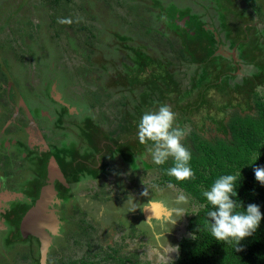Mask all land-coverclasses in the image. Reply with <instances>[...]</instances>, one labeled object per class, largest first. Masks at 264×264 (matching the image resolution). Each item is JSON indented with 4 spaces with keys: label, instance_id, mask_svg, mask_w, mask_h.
<instances>
[{
    "label": "trees",
    "instance_id": "obj_1",
    "mask_svg": "<svg viewBox=\"0 0 264 264\" xmlns=\"http://www.w3.org/2000/svg\"><path fill=\"white\" fill-rule=\"evenodd\" d=\"M198 1L225 28H239L238 10H247L240 41L249 38L247 22L258 24L254 29L263 25V14L257 18L251 13L261 0H220L222 5ZM171 7L156 0H0V130L15 106L24 104L46 145L49 164L66 168L62 180L67 191L56 186L48 204L57 207L54 238L61 245L46 264H153L149 240L155 244L162 235L149 224L170 220L168 203L181 192L189 201L182 206L184 229L179 238H170L178 251L159 264H264V218L239 244L216 241L207 216L215 209L202 195L220 176L237 175V195L232 197L236 211L256 204L264 216V185L254 174L255 167L264 166V83L251 91V114L232 115L227 121L229 136L209 139L200 133L194 119L205 104L200 96L205 87L188 70L197 55L195 29L184 16L174 15L181 9ZM260 8L264 10L263 3ZM61 19L71 22L59 23ZM152 59L176 70L175 76L169 71V78L178 85L177 93L162 96L150 79L138 85L128 82L127 74L138 61ZM241 69L236 64L234 73L219 70L217 80ZM160 105L170 106L179 114L178 126L190 130L182 143L191 152L192 179L177 181L167 175L171 158L163 165L146 159L149 145L139 142L137 125L145 111ZM7 137L0 132V147ZM41 164L42 159L35 173ZM145 190L147 196L142 195ZM30 195L24 205L33 204L37 194ZM100 205L105 214L99 215ZM1 212L0 219L11 222L7 232L0 231V264H6L8 238L18 228L10 219L15 215Z\"/></svg>",
    "mask_w": 264,
    "mask_h": 264
},
{
    "label": "rangeland",
    "instance_id": "obj_2",
    "mask_svg": "<svg viewBox=\"0 0 264 264\" xmlns=\"http://www.w3.org/2000/svg\"><path fill=\"white\" fill-rule=\"evenodd\" d=\"M132 1L135 2L136 0ZM156 2L160 5L168 3L172 4L171 10L181 9L183 11L182 16H184V13H187L192 18L191 23L197 26L195 27L196 33H194V39H196L194 47L197 55L192 56V63H194V66L192 65V67L188 70L189 72H194V75L196 73L197 77L193 75L194 81L198 78V81H201L204 85L205 90L202 91L200 96L205 104L203 105L202 110H199L200 115L197 113L195 114L194 121L198 130H200V133H203L209 139L218 135L229 136L227 121L232 115L251 114L252 104L250 102V97L253 96L251 91H253V87L258 89L262 87V83H264V10L260 8V6L262 7V3L264 6V0H261L258 3L257 10H252L251 12L256 14L255 17L257 18L258 15L263 14L260 17V21L263 22V25L259 24L261 25L259 26L261 28L254 29L253 27L256 24L250 26L247 22L248 26L245 30L249 32V38L244 41L240 40L243 39L242 37L245 35L242 28L245 26L244 15L247 10L244 12L241 9L238 10L237 19L239 20L240 26L235 29L230 25H227V28H225V24L223 26L222 23L213 21L209 14L204 11L201 1L156 0ZM217 4L222 5L223 3L222 1L217 0ZM217 17L220 18V16ZM109 21H111V19ZM112 22L114 21L112 20ZM98 24L100 27L103 26L102 23ZM223 28L225 29L223 30ZM256 28H258V24L256 25ZM123 33L125 34L126 32ZM115 51L116 50H113L112 53L117 54ZM105 56L108 59L113 57L111 54H106ZM201 60L202 62L199 63L198 61ZM115 62L117 63L114 59L112 63L115 64ZM159 63L162 64L159 66ZM229 63L232 64L228 66ZM236 64L242 69L238 70L232 76L230 74H224L219 77V80H217L216 74L220 73L219 70L225 69V71H231L232 67ZM177 68L178 67H175L174 69ZM179 68L182 71L187 70L183 66H180ZM172 69L170 64L158 62L157 59L146 60L145 64L138 61L134 66L132 73L127 74V79L130 83L135 82V85L150 79V81L155 84L154 86L158 87V90H161L162 96L170 97L171 95H174V93H177L175 92L176 89L174 87L178 86L169 78V74H171L169 71ZM172 74L175 76L176 70H172ZM155 77L162 79L163 81H156ZM197 87L198 86L195 85L193 90H196ZM202 111L204 113H202ZM178 117L179 114H176V118ZM219 120L220 122H218ZM180 123L181 122L177 119L176 124H179L180 126ZM33 126V122L29 118V114L24 109L23 105H16L12 117L5 122V127L2 128V132H5V135L9 134L10 137L13 135V137L19 136V138H17L18 141L25 145V147L23 148L20 145V149H12L9 154L0 152V193L4 187L9 189V187H11L10 183L15 181L14 179H17L16 177L21 173L17 170H24L27 165H29V156L32 157L33 152L40 151L39 153L46 156L47 159L49 158L46 145L42 141L41 137L36 135L37 133ZM146 154L147 161H150L152 158L151 154L148 152V148ZM31 163H34V159L31 160ZM18 179H21V177ZM50 184L52 183H48L45 186ZM51 188L54 190V187ZM11 189L14 191V188L11 187ZM17 189L21 191L24 190V187L22 185H18ZM49 197L50 195H47V202ZM27 199L28 194L26 193L22 201ZM173 201L168 203L170 204L171 209L175 207ZM46 207L47 209L49 208L47 205ZM99 207L100 210L98 213L101 212L102 214H105V210L102 206L100 205ZM10 208L14 207L9 206L8 209ZM54 208L57 209L55 205ZM168 217L170 220L163 223L160 221L152 222L153 225H156L155 232L158 233V235H162L160 238L163 239L159 244H154L151 242L152 240H149L151 246L149 247L148 254L153 264H159L174 257L176 251L173 249L174 246L171 244L170 238H179L184 229L183 216L178 217L174 213H168ZM173 219H178L175 225L171 223V220ZM42 220L43 219H41V221ZM10 224V221L0 219V231L5 229L2 232H7L10 229ZM101 226L107 232L111 230V226L109 225L103 226L101 224ZM163 232H165L164 236L166 239L163 237ZM52 241L55 242L54 237ZM54 244L52 247L48 246L46 247L47 249L40 250L36 243H12L10 250L6 252L8 255L6 264H46V261L51 259L55 252L59 251L57 246L61 245V243H57L56 246Z\"/></svg>",
    "mask_w": 264,
    "mask_h": 264
},
{
    "label": "clouds",
    "instance_id": "obj_3",
    "mask_svg": "<svg viewBox=\"0 0 264 264\" xmlns=\"http://www.w3.org/2000/svg\"><path fill=\"white\" fill-rule=\"evenodd\" d=\"M58 22L71 21L61 19ZM189 131L187 127L181 128L176 124V113L170 106L160 105L155 111L143 113L137 125V138L141 144L149 145L148 152L155 165H163L171 158L173 166L167 169V175L177 181H185L194 178L195 175L190 166L191 152L182 143ZM254 174L255 179L264 185V166L255 167ZM236 182L237 175H223L213 182L209 190L202 191L208 204L215 209L207 212V216L211 222L210 232L216 241L235 240L239 244L259 228L264 218L256 204H249L244 212L236 211L237 201L232 199L237 195ZM142 195L147 196V190ZM188 202V197L184 193H178L173 201L175 207L171 211L178 217L184 216L185 209L182 206ZM177 220L173 219L171 223L175 225ZM149 227L155 231L156 225L150 223ZM164 233L163 237L166 239ZM157 243H160L159 236ZM173 249L178 251V248Z\"/></svg>",
    "mask_w": 264,
    "mask_h": 264
},
{
    "label": "flooded vegetation",
    "instance_id": "obj_4",
    "mask_svg": "<svg viewBox=\"0 0 264 264\" xmlns=\"http://www.w3.org/2000/svg\"><path fill=\"white\" fill-rule=\"evenodd\" d=\"M176 14H180L182 16V13H179L178 11L177 12L174 11V15H176ZM195 27H197V26L195 25ZM195 33H196V31H195ZM195 40H194V42H195ZM23 107H24V104H23ZM31 121L33 122V125H34V121L32 119H31ZM4 127H5V123H4ZM0 132H2V130ZM36 135H39V134L37 133ZM13 136L12 137L9 136L3 141V143L1 144V146L3 148L0 147L1 153L4 152V153L9 154L12 149H14V150H16L17 148L20 149L21 146L23 148L25 147V145H23L22 143H20L18 141L17 138H19V136L18 137H13ZM39 152H33V156L32 157L29 156V158L34 159V163H31V161H30L29 165H27V167L25 166L26 168L24 170H22V169L17 170V171H19V173L20 172L21 173L16 177L17 179H14L15 181H12L10 183L11 187L14 189H17L18 185H22L24 187V190L20 191L19 189H17V190H14V193H13L11 187H9V189H7V187H4L2 189V191L0 193L1 194L0 195V212H1V210L4 209L5 211L8 212V214L23 215L24 209L27 207H30V206H27L24 204L28 203V200L32 199V196L30 195L32 191H33V193L38 194L39 189L37 187L40 184L52 183L55 191H56V186L60 189V191H62V190H63V192L67 191V190H64L67 187H65V185H64L65 181L62 180V176L63 175L66 176V170H65L66 168L62 167V169H58V170L54 169L56 171L55 173L59 174V176L52 177L51 172L53 171V167L49 164V162H50L48 160L49 158L47 159L46 156L42 155ZM38 157H40V158H38ZM41 159H42L41 169L39 172L35 173L34 169H36V164L38 162H40ZM20 177H21V179H18ZM32 178H34V179L31 181ZM6 186H7V184H6ZM26 193L28 194V199L25 201L24 200L22 201V199L26 195ZM51 194H52V192H51ZM51 194H50V198H51ZM37 197H38V195H36V198ZM36 198H33V202L36 200ZM9 206L14 207V208L8 209ZM8 210H11V211H8ZM157 213L160 214L161 212H157ZM38 221H41V219ZM9 241H10V239L8 238V242ZM10 245L11 244L9 242V247L11 248Z\"/></svg>",
    "mask_w": 264,
    "mask_h": 264
},
{
    "label": "water",
    "instance_id": "obj_5",
    "mask_svg": "<svg viewBox=\"0 0 264 264\" xmlns=\"http://www.w3.org/2000/svg\"><path fill=\"white\" fill-rule=\"evenodd\" d=\"M184 17L188 23L195 29V26L191 23L192 18L184 13ZM55 170L51 172L52 177H57L59 174H55ZM46 184H40L37 188L38 197L30 207L24 209L23 215H15L14 218H10L17 226L18 231L11 235L10 244L15 242L31 243L38 246L40 250L47 249L46 247H52L55 242L52 241L56 231L58 218L52 208L46 207L51 201L47 202V195H50L54 190L51 188L53 184L45 186ZM41 192V193H40ZM157 212H161L159 205L155 206ZM7 217H11L7 215ZM43 219L42 222L38 221ZM49 249V248H48Z\"/></svg>",
    "mask_w": 264,
    "mask_h": 264
},
{
    "label": "bare ground",
    "instance_id": "obj_6",
    "mask_svg": "<svg viewBox=\"0 0 264 264\" xmlns=\"http://www.w3.org/2000/svg\"><path fill=\"white\" fill-rule=\"evenodd\" d=\"M40 222H42V221H40Z\"/></svg>",
    "mask_w": 264,
    "mask_h": 264
}]
</instances>
